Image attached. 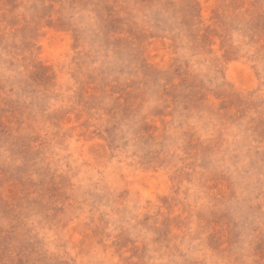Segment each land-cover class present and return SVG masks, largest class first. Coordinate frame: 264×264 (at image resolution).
<instances>
[{"label":"clouds","instance_id":"obj_1","mask_svg":"<svg viewBox=\"0 0 264 264\" xmlns=\"http://www.w3.org/2000/svg\"><path fill=\"white\" fill-rule=\"evenodd\" d=\"M0 264H264V0H0Z\"/></svg>","mask_w":264,"mask_h":264}]
</instances>
